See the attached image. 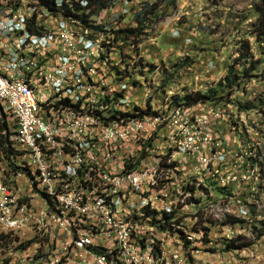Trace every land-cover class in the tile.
Wrapping results in <instances>:
<instances>
[{
  "label": "built area",
  "instance_id": "built-area-1",
  "mask_svg": "<svg viewBox=\"0 0 264 264\" xmlns=\"http://www.w3.org/2000/svg\"><path fill=\"white\" fill-rule=\"evenodd\" d=\"M145 1L134 0L132 4L115 7V11L93 16V24L102 25L101 30L82 26L79 20L66 17L62 12L54 14L53 22L38 21L58 32L57 41L41 46H44L48 55V65H42V68H54L60 74V81L49 80L48 92H41V83H37V100H30L26 89L20 86V79L32 78V72L29 61L19 49H15L19 12L0 13V40L3 44L0 58L11 72H17V80L0 79V122L4 123L7 150L21 169V176L17 177L22 184L21 196H35L38 211L41 207L49 208V217H44V220L50 228L66 229V236L57 239V242H64V250H57V246L56 250H49L61 251V264H117L120 256L115 251L117 239H124L125 245L131 247L136 258L137 251H144L143 264H155L154 256H150L149 233L139 234V237L148 239V250H140V246L132 244L131 238L122 233L123 225H108L106 203L116 204L117 198L127 197L130 193L138 194L142 185L149 184L150 165L158 164L160 154L173 151V154H178L182 173L171 175L173 190L166 194L168 202H157L161 207H170L172 214H177L178 218L181 214H195L184 211L189 206V202L185 201L192 163H199L203 169V161L214 158V167L229 166L228 159L233 151L229 137L224 133L225 118L231 113L229 104L223 101L207 102L180 109L169 121L151 120L136 111L135 118H128V110H135L138 102L135 97H126L125 89H133L135 96L142 84L140 77L128 69L129 57L133 56L126 54L124 67L127 85L115 87L114 77L109 71H105V76H96V69L103 67L94 56L93 39H104L108 30L137 26L135 13L142 9ZM64 33L72 34V42H64ZM65 43H74L75 51L59 53L58 45ZM121 45L129 44L122 41L111 43L114 49L112 59H115V50H121ZM130 49L139 52V46ZM14 61H22V69H15ZM83 66H93L94 74H83ZM92 80L111 83L117 93H122L123 107H126L123 127H115V119L110 118V112H104L98 106V97H103V93L91 91ZM69 85L78 86V97H71ZM53 87H60V95H53ZM80 94L91 97L92 102L96 103V110H84ZM146 95L149 96L148 107L153 109L157 99L150 93ZM63 98L78 100V108L62 106ZM53 106H61V114H54ZM216 107H223V114H216ZM194 109H201L200 122L196 127H186L180 140V150L170 149L168 138L171 129L177 121L188 118ZM64 113H71V124H64ZM67 132L92 139V148L74 146L73 142L67 141ZM114 145H122V152H114ZM204 145H211V152L197 156V148H204ZM148 148H155V159H148ZM232 166H229L232 175L223 174L221 183H218L222 185L220 193L223 195L224 189L231 188L230 183L239 181L240 173L237 169L234 172ZM203 172L205 184H216L209 181L210 169H203ZM25 186L34 187V194H26ZM40 191L49 193V202H42ZM174 191L182 192L179 202H169V195ZM227 193L232 192L228 190ZM12 198L15 196H9L6 191L5 202L0 203V221L33 227V239L43 236L36 232L35 224L24 210L12 205ZM135 206H140V203ZM128 209H133V206L120 210L126 213ZM4 211H11L12 220H4ZM240 212L246 211L240 209ZM166 228H172V224L166 225ZM193 228L194 224L190 225V231L193 232ZM196 244L185 246L183 236L165 243L170 264H191V250L199 249ZM27 255L37 256L36 253Z\"/></svg>",
  "mask_w": 264,
  "mask_h": 264
},
{
  "label": "rangeland",
  "instance_id": "rangeland-1",
  "mask_svg": "<svg viewBox=\"0 0 264 264\" xmlns=\"http://www.w3.org/2000/svg\"><path fill=\"white\" fill-rule=\"evenodd\" d=\"M146 1L151 3L160 1L159 10L164 15L159 21L149 25L146 29L147 34L140 43L121 45V50H115V59H112L114 49L111 43H114V34L111 30H108V35L104 39H93L94 56L103 67L96 70V76H105V71H109L114 77L115 87L127 85L124 67L126 61L122 58L123 46H128L123 52L133 56L129 58L128 69L140 77L142 84L135 96L133 89H125V96L135 97L138 102L135 104V110H128V113L135 114L136 107H140L146 113L154 111L162 113L171 110L174 105H179L173 99L178 93L205 92L209 88H216L217 83L227 75L229 65L239 58L238 47L244 40L250 42L252 54L251 57L241 59L236 64L237 68H243L242 63L245 61L244 68L249 69L250 58L258 62L257 69L249 71L239 86H234L232 90L219 88V96L224 95L223 99L194 104L200 106L203 103L217 101L229 104L231 113L225 118L224 133L229 137L233 152L228 164L233 165L234 172L237 169L240 173L239 181L230 183L231 188L224 189L223 195L220 193L222 185L218 183H221L223 174L232 175L229 166L214 167L212 158L210 166L214 175L209 173V181L216 183L213 186L205 184L203 170L197 174L194 169L196 174L190 178L192 182L188 184L185 201L189 202V206L184 211L195 214H181L178 218L177 214L171 213L172 211L167 212L169 217L166 218L165 215L167 219L165 222L163 212H155V217L162 221V226L156 233L163 239H167L170 233H176V237L172 236L173 240L183 236L185 246L197 243L196 247L199 249L191 250V264H264V42H258L256 36L252 34V25L256 19L253 5L256 0H175L174 4L169 5H166V1L169 0ZM36 3L35 0H0V13L16 14V10L20 9L28 17L35 18L40 29L44 31L53 29L39 22H53L54 13L42 7L32 9L31 6H38ZM132 3L134 1L116 0L115 7ZM109 11L115 9L105 12ZM138 46L139 52L130 49ZM142 62L154 66L145 68L140 65ZM87 67L88 70H94L93 66ZM97 81L93 80L95 85L93 92L103 93V97H98V106L102 107L104 112H110L111 119L116 120L121 115L125 117L126 107H123L122 93H117L109 83ZM146 93L157 99L154 110L148 107L149 96ZM240 104L247 109L240 108ZM216 114H223V107H216ZM3 134L4 131L0 129V137ZM0 163H5L4 165L11 163L12 170L21 174V171L13 168L12 160L7 157L6 144L0 145ZM170 188L173 190V184ZM171 189L167 194L172 192ZM228 190L232 193H227ZM166 198L168 199V195ZM169 199L172 202H179L182 200V192L174 191L169 195ZM240 209L246 212L241 213ZM233 219L234 223L231 222ZM169 224H172V228H167L170 230L168 232L164 226ZM193 224L192 232L190 225ZM64 229L50 228L49 232L42 231L44 235L37 236V239L32 238L34 232L28 238L23 234L19 236L10 234L0 239L2 249L0 264H61V251L49 250H56V246L57 250H64L61 249L64 242L56 241L59 237L66 236ZM62 231L65 234L61 233ZM233 238H236L237 243L248 245L243 249L228 250L226 242ZM3 244L7 246H2ZM32 252L37 256H26V253Z\"/></svg>",
  "mask_w": 264,
  "mask_h": 264
},
{
  "label": "bare ground",
  "instance_id": "bare-ground-1",
  "mask_svg": "<svg viewBox=\"0 0 264 264\" xmlns=\"http://www.w3.org/2000/svg\"><path fill=\"white\" fill-rule=\"evenodd\" d=\"M18 12H19V21L17 22L18 41H15V49H19L21 51V55L27 61H29V65L31 66V72H32V78H21L20 79V86L26 89L30 100H37L39 98V86L37 83H41V92H48L49 80L50 81H60V74H58L54 68H42V65H48V55L44 51V46H41L42 44H50V41H57L58 32H55L54 28L53 29L51 28V30L49 31H44L40 29V27L38 26L36 22L37 20L35 18L32 19L28 17L20 9H17L15 13L18 14ZM32 24L37 25V29L35 31H31L29 29V26L30 25L32 26ZM64 42H72L71 33H64ZM2 51H3V44L0 40V52ZM68 51H75L74 43H65V44L58 45L59 53H68ZM37 56H38V60H37ZM14 68L22 69V61H14ZM87 68H88L87 66H83V74H93L94 70L93 69L88 70ZM0 79L17 80V72H11L10 67L4 66V61L1 58H0ZM93 86L95 85H93V80H92V83H91L92 92H93ZM69 92H70L71 97H78V86L69 85ZM101 92H104V91H101ZM53 95H60V87H53ZM117 96L119 97V95ZM80 103L84 110H96V105H94L95 103L93 104L91 97L87 96V94H80ZM62 106H70L71 108H78V100H75L72 98H63ZM110 107L109 109L113 110ZM188 107H196V105H186V104L174 105L171 107V110H165L164 112L161 110L162 113H159V111L158 112L154 111V112L147 113L143 116H148V118L151 120L169 121L171 120V117L173 115H176L180 112V109H186ZM139 112L140 110L137 109V113ZM53 113L61 114V106H53ZM125 117H122L121 115V117L116 119L115 127H123ZM128 118H135V116H132V117L128 116ZM200 120H201V109H199L198 111L197 109H194L188 115V118L184 119L183 121H177L176 124L174 125V128L171 129L170 136L168 138V146L170 147V149L180 150V140L182 139V135H184L185 133L186 127H196V125H198ZM64 124H71V113H64ZM67 141L73 142L74 146L83 145L85 146V148H92V139L82 138L80 135H75V132H67ZM114 152H122V145H114ZM205 152H211V145H204V148H197V156H204ZM10 158L14 165L13 168H16L18 171H21V169L18 168L17 163L13 160L11 155H10ZM148 159H155V148H148ZM211 162H212V158H207L206 161H203V169H210V173L214 175L212 171V167L210 166ZM4 164L0 163V203L5 202L6 191H7L9 193V196H15V198H12V205H16L20 207L21 209H23L24 212L31 218V221L36 226V232L37 231L41 233L42 231L45 233L49 232L50 228L45 223V220H44V217H49V208L41 207L40 211H38L37 201L35 199V196H27V197L21 196L22 184L19 180H17V177L21 174H19V172H14L12 170V165L10 164L4 165ZM194 169L196 170V173L199 172L200 170L201 171L203 170L202 167L199 166V163H192V173H188V184L192 182L190 181V178L192 179L193 178L192 176L196 174L194 172ZM8 173L10 176H8ZM181 173H182V164H180L179 162L178 154H173V151H165V154L159 155L158 164L150 165V179H149L148 185H142V187H140L139 189L138 194L130 193L127 195V197L117 198L116 204L106 203L105 205V212L107 216L108 225L109 226L123 225L122 233H125V235H128L131 238L132 244H135V246H140V250H148V239L139 237V234H142V232L149 233L150 256H154L155 264H170V261L168 260L167 254H166L165 243H171V241H173L172 236L176 237L175 236L176 233L175 234L170 233L167 239H163L159 235H157L156 232H158L159 228L162 226V221H160L161 219L158 220L155 217L154 213L163 212L162 215L166 222L167 221L166 218L169 217L167 212L170 213L172 211L170 207H161L160 203H158L157 201L168 202V199L166 198L167 197L166 194H167V191L171 189L170 188L171 184H173L171 181V175H179ZM161 181L163 182L161 183ZM25 193L34 194V187L25 186ZM40 199L42 200V202H49V193L47 191H40ZM169 202H172V201L169 199ZM139 203H140V206H135ZM127 206H133V209H128L126 210V213H122L120 209L127 208ZM143 209L147 213L143 211ZM165 215H166V218H165ZM4 220H12L11 211H4ZM164 229H166L168 232L170 231L169 229L166 228V226H164ZM63 231L61 233H64ZM33 232H34L33 227H23L22 225L4 224L0 221V239L10 236V234H16L18 236L19 234H23V236L28 238V237H31V234ZM43 240H45V238ZM32 241L34 242V240ZM40 247H43V246H40ZM62 248H64V246L61 247V249ZM39 251H40V248H39ZM115 251H116V254H120V256H118L117 264H143L144 251H137V258H136L135 254L132 253L131 247L129 245H125L124 239L116 240Z\"/></svg>",
  "mask_w": 264,
  "mask_h": 264
},
{
  "label": "trees",
  "instance_id": "trees-1",
  "mask_svg": "<svg viewBox=\"0 0 264 264\" xmlns=\"http://www.w3.org/2000/svg\"><path fill=\"white\" fill-rule=\"evenodd\" d=\"M39 7L45 8L51 13H58L62 12L66 17H72L75 20H79L82 26H90L94 30H101L103 27L102 25H95L93 24V16L98 15L99 13H103L106 10H114L115 9V2L116 0H35ZM124 1V0H123ZM134 1V0H129ZM175 0L166 1V5L174 4ZM58 5L60 7H58ZM160 1L156 2H147L143 4V7L140 11L135 13V25L137 26H127L123 28H118L116 30H111V33L114 34V41H122L124 44H138L142 40L143 36L147 34L146 29L152 22L159 21L164 13L160 11ZM253 9L256 14V19L252 25V34L256 36L258 42H264V0H256ZM88 10V12H86ZM32 24L29 26L31 31H35L37 29V25ZM35 26V27H34ZM33 28V30H32ZM131 42V43H130ZM128 46H123L122 48V58L123 61H126V54L123 50ZM238 59H235L234 63L230 64L228 67L227 75L217 83L216 88H209L207 91H185L183 93H178L173 96L174 102L179 104H186V105H194L200 101L206 100H221L223 99L224 95L219 96L220 89H233L234 86H239L240 83L243 81V78L249 71L257 69V61H254L252 58L249 59L250 67L249 69L244 68L246 63L245 61L242 63L243 68L238 69L236 64L241 61V59H246L251 57L252 48L251 44L248 40H244L238 47ZM131 58V57H129ZM142 67H153L151 63L144 64L143 62L140 64ZM220 88V89H219ZM264 102V100H263ZM240 108L242 107L241 104L239 105ZM140 110L139 115L147 114L146 111L142 110L140 107H136ZM0 110H1V103H0ZM126 115V114H125ZM128 116H135V114L128 113ZM0 129L4 131V123L0 122ZM6 141V136L3 134L0 137V145L4 146ZM7 147V144H6ZM7 157L10 158L9 151L7 150ZM11 164V163H10ZM12 165V164H11ZM213 224L212 221H209ZM232 223L235 222V219L231 221ZM242 236V235H240ZM247 243H237L236 238L229 239L226 242V248L228 250L234 249H243Z\"/></svg>",
  "mask_w": 264,
  "mask_h": 264
}]
</instances>
